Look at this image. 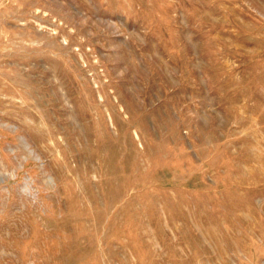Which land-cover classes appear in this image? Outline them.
Masks as SVG:
<instances>
[{
    "label": "rangeland",
    "instance_id": "374dc122",
    "mask_svg": "<svg viewBox=\"0 0 264 264\" xmlns=\"http://www.w3.org/2000/svg\"><path fill=\"white\" fill-rule=\"evenodd\" d=\"M0 264H264V0H0Z\"/></svg>",
    "mask_w": 264,
    "mask_h": 264
}]
</instances>
